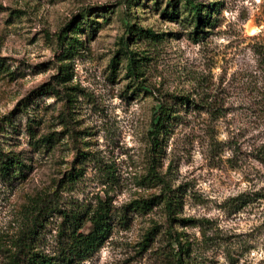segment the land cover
Returning a JSON list of instances; mask_svg holds the SVG:
<instances>
[{
  "label": "rangeland",
  "instance_id": "obj_1",
  "mask_svg": "<svg viewBox=\"0 0 264 264\" xmlns=\"http://www.w3.org/2000/svg\"><path fill=\"white\" fill-rule=\"evenodd\" d=\"M194 1L0 0V264L105 202L81 264H264V0Z\"/></svg>",
  "mask_w": 264,
  "mask_h": 264
},
{
  "label": "trees",
  "instance_id": "obj_2",
  "mask_svg": "<svg viewBox=\"0 0 264 264\" xmlns=\"http://www.w3.org/2000/svg\"><path fill=\"white\" fill-rule=\"evenodd\" d=\"M187 5L190 6V10L194 13L197 27L200 28L201 23L204 22V18L202 16L204 5L196 4L194 0H187ZM130 65L133 70L134 66L132 63ZM164 116L165 113L160 115L158 119L155 129L156 134L161 128H163L162 121H164ZM19 164L21 165V161L19 159L15 157H8V159L3 161L1 164L3 175L8 174L10 166L20 170L22 166ZM172 199L173 198L169 196V199L167 200V207L170 215L174 209V202ZM136 203L139 207L145 208H150L148 205L152 204H145L141 202ZM49 214L50 210L42 204L39 211L35 213L27 229L20 235L16 245L17 249L12 256V264H81L83 261L91 258L94 253L99 250L112 230L113 215L107 202L100 203L99 207L93 211L89 217L90 229L87 232L80 230L84 224L79 225V217H74V219L70 217L69 219L70 215L64 213L62 226L58 233V240L60 243L58 255L56 257L49 256L43 252L37 251V246L35 245L36 238L42 234L44 231L43 229L47 226L44 223L45 219L48 216H52V214ZM169 233L172 235V232ZM172 236L175 240H178L177 242L181 246V250L175 258L176 264H185L184 258L181 256V252H183L184 247L176 235Z\"/></svg>",
  "mask_w": 264,
  "mask_h": 264
}]
</instances>
